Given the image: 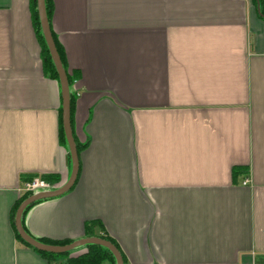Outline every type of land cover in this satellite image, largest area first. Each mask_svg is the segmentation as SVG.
<instances>
[{"label": "crops", "instance_id": "1", "mask_svg": "<svg viewBox=\"0 0 264 264\" xmlns=\"http://www.w3.org/2000/svg\"><path fill=\"white\" fill-rule=\"evenodd\" d=\"M50 3L81 147L73 185L33 202L26 231L107 235L124 264L263 261L264 0ZM60 107L30 0H0V264L87 251L48 256L15 233L24 180L53 175L55 189L70 174Z\"/></svg>", "mask_w": 264, "mask_h": 264}, {"label": "water", "instance_id": "2", "mask_svg": "<svg viewBox=\"0 0 264 264\" xmlns=\"http://www.w3.org/2000/svg\"><path fill=\"white\" fill-rule=\"evenodd\" d=\"M37 2V12L39 17V23L41 27V31L43 34V37L45 39L46 45L48 47L51 59L54 63V66L56 68L58 79H59V85H60V95H61V110H62V124H63V130L65 134V139L68 146V152L70 156L71 161V170L70 174L65 181L64 184L60 185L59 187L47 191H38L34 192L28 197H26L17 207L15 216H14V222H15V228L19 236L29 245L33 246L34 248L41 250V251H47L52 253H63L66 251H71L74 248L85 246L88 244H97L106 247L111 251V253L114 255L116 264H124L122 255L118 248L112 243L111 241L101 238V237H84L81 239L74 240L68 244L64 245H56V244H49L40 241L39 239L32 236L30 233L26 231L22 224V215L24 210L27 206L32 204L33 202L48 198V197H54L58 196L65 191H67L74 183L76 179V175L78 172V150L77 146L74 140L72 128H71V112H70V91H69V84L67 80L66 71L63 67L61 57L59 55V52L57 50L52 31L49 24V18L47 16L46 6H45V0H36Z\"/></svg>", "mask_w": 264, "mask_h": 264}, {"label": "trees", "instance_id": "3", "mask_svg": "<svg viewBox=\"0 0 264 264\" xmlns=\"http://www.w3.org/2000/svg\"><path fill=\"white\" fill-rule=\"evenodd\" d=\"M255 1L257 3H259V5L261 7L262 0H255ZM45 6H46V11H47V16L49 18L50 14H51V3H50V0H45ZM30 7H31L32 19H33V22H34V25H35V29H36V34L38 36V39H39V42H40V45H41L44 71L49 76H51L54 79H56L58 81V83H59V79H58V74H57L56 68H55L54 63H53V61L51 59L48 47L46 45L45 39H44L42 31H41V27H40V23H39V17H38V12H37V2H36V0H30ZM260 12L264 13L263 8H260ZM52 35H53V33H52ZM53 38H54V36H53ZM54 41H55L57 50L59 52V55L61 57V61H62L63 67H64V69L66 71V75H67V80H68V84H69V91H70V112H71L70 119L72 120V110H73V104H74V93L71 90V86H72V83H73V81H74V79L76 77V74L70 73L66 69V66H65L64 61H63L61 49H60L57 41L55 40V38H54ZM60 140L65 144V146H66V148L68 150V146H67V142H66L65 134H64V130H63V124H62V110H61V107H60ZM76 146H77V149H79V147H81V145H79L78 143H76ZM68 156H69V152H68ZM242 170H243L242 168L238 167V168L235 169V173L236 172L239 173ZM32 177H34V176L31 175V176L27 177L26 179H31ZM40 177H42L43 179H45V180H47L49 182H52V183H54V181L57 180V178L55 176H53V175H42ZM31 194H32L31 192H25L20 197V199L17 201V203H16V205L14 207L13 215H14L17 207L19 206V204L26 197H28ZM29 206L26 207V209L24 210L23 215H22V224H23V226H24L23 217H24V214H25V212H26V210L28 209ZM24 228H25V226H24ZM15 233H16V237L18 238V240H20L21 242H23L27 246L37 250L38 252H40V253H42L44 255H48V256H53V255L54 256H58V255H66V256H68L69 255V251H66V252H63V253H52V252L38 250V249L34 248L33 246L29 245L28 243H26L19 236L17 231H15ZM102 238L107 239V240L111 241L112 243H114V245L120 251V253L122 255V258H123V261H124V256H123L120 248L117 246V244L110 237H108L107 235H103ZM39 240L42 241V242H45V243L48 242L50 244H56V245H64V244H68V243L72 242V240H70V239L57 240V241H46V240H42V239H39ZM85 247L87 248V251L85 253H83V254H81V255H79L77 257H74V258L73 257H67L66 261H65V264H116V260H115L114 255L106 247L101 246V245H97V244H88V245H85Z\"/></svg>", "mask_w": 264, "mask_h": 264}, {"label": "built area", "instance_id": "4", "mask_svg": "<svg viewBox=\"0 0 264 264\" xmlns=\"http://www.w3.org/2000/svg\"><path fill=\"white\" fill-rule=\"evenodd\" d=\"M249 182L250 179L246 177L245 179H243L242 184H248ZM54 187H55L54 183L49 182L40 176H34L31 179L24 180L22 189L24 192L34 193L38 191L51 190ZM245 264H264V260L263 261L252 260L251 262Z\"/></svg>", "mask_w": 264, "mask_h": 264}]
</instances>
